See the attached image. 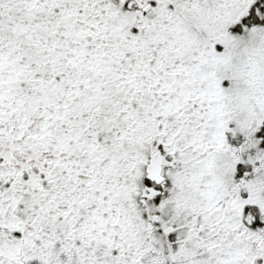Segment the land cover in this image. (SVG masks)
Segmentation results:
<instances>
[{
    "label": "snow or ice",
    "instance_id": "obj_1",
    "mask_svg": "<svg viewBox=\"0 0 264 264\" xmlns=\"http://www.w3.org/2000/svg\"><path fill=\"white\" fill-rule=\"evenodd\" d=\"M0 264H264V0H0Z\"/></svg>",
    "mask_w": 264,
    "mask_h": 264
}]
</instances>
